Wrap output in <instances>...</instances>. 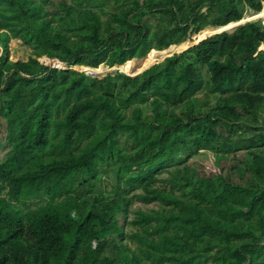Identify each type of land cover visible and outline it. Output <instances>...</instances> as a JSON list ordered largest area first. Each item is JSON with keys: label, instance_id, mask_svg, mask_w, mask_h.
I'll return each instance as SVG.
<instances>
[{"label": "trees", "instance_id": "1", "mask_svg": "<svg viewBox=\"0 0 264 264\" xmlns=\"http://www.w3.org/2000/svg\"><path fill=\"white\" fill-rule=\"evenodd\" d=\"M68 1L0 0V264H264V1Z\"/></svg>", "mask_w": 264, "mask_h": 264}, {"label": "rangeland", "instance_id": "2", "mask_svg": "<svg viewBox=\"0 0 264 264\" xmlns=\"http://www.w3.org/2000/svg\"><path fill=\"white\" fill-rule=\"evenodd\" d=\"M65 2H69V1L65 0ZM257 15L258 14L254 15L253 13L244 14L243 18H241L243 21H239V22H237V24L233 25L232 27H230L228 29H223V30L230 32L237 25L243 24V23L250 21V20H258L259 19V20H262L264 23V16L255 17ZM220 31H222V30H216L215 29V31H211L210 35H208V36H211L217 32H220ZM14 41L19 43V41H17V40H14ZM189 41H192V40H189ZM192 45H194V43L186 45L182 50H184L187 46H192ZM0 48H1V46H0ZM182 50H180V51H182ZM152 52H153V50H152ZM152 52H151V56H152ZM173 52H175V51L173 50V51L169 52L168 55L173 53ZM1 56H3V55H1ZM163 57L164 56L159 57L158 60H156V61L162 60ZM10 58H12V57H10ZM13 59H22V58L13 57ZM36 61H39L40 63L48 65V66L49 65L55 66V64L52 63L53 60L48 59L46 57H37L35 59V62ZM101 65L102 66H100V68L94 69V70L89 69V68H78V66H69V65L67 66L66 69L74 70L75 72H72L74 74L75 73H82L80 71L86 69V71H87V73L85 72L86 75L96 77V78H101L107 74L115 73V71L123 72L122 70L124 69V64L123 65L122 64L115 65V66H113V68H111V66L106 65V63H103ZM55 68H58V66H55ZM134 70H135V68H132L131 73H126V72H124V73L129 74L130 76H133L134 74L137 73V72H134ZM0 130L2 131V133H4V128H0ZM84 142L85 141H81V144H83ZM7 148H8L7 146L2 148V153H1L2 157L5 156V153L8 150ZM245 156L246 155L243 151L237 152L236 155H234V154L217 155V154H214V153L207 151V150H200L197 153V155L188 159L187 162L192 163L194 165V167H196L198 169V171L201 174H203L204 176L214 177L216 175L222 174L225 178L229 179L230 181H232L234 183H244V181H246L252 175L251 172L248 171V166L246 164ZM164 176H166L165 172H162L159 175L160 178H162ZM161 183H163V181L161 179H159L157 184L159 185ZM108 184H109V181L106 179H104L102 182H96L94 185L95 191H104V190L108 189V187H109ZM4 191L5 190L3 189L1 191V194H3ZM33 206L34 205H31L29 207H33ZM138 207H141L142 209L146 210V209H150V208H157V205L155 203L144 204L138 200L134 201L130 210H129L128 220L133 218V216H134L133 210H135ZM255 229L256 230L258 229V227L256 225H255ZM129 230H130V227L127 228V232H129ZM125 242H128L132 247L134 246V241H130L128 237L125 238Z\"/></svg>", "mask_w": 264, "mask_h": 264}, {"label": "bare ground", "instance_id": "3", "mask_svg": "<svg viewBox=\"0 0 264 264\" xmlns=\"http://www.w3.org/2000/svg\"><path fill=\"white\" fill-rule=\"evenodd\" d=\"M204 38V37H203ZM202 38H198V40H201ZM196 42H194V44H195ZM188 47V46H187ZM149 62V61H148ZM148 62H146L145 63V65L143 66V68H141L140 70H137V71H135V72H140V71H142L143 69H145V68H148V66H150L151 64H149ZM122 64H124V69L122 70L123 72H125V62L124 63H122ZM100 66H102V65H99V68H100ZM78 68H89V66H78ZM89 69H93V68H89ZM63 70H71V69H63ZM94 70V69H93ZM120 70V69H119ZM80 72H86L87 73V71H86V69H84V70H81Z\"/></svg>", "mask_w": 264, "mask_h": 264}, {"label": "water", "instance_id": "4", "mask_svg": "<svg viewBox=\"0 0 264 264\" xmlns=\"http://www.w3.org/2000/svg\"><path fill=\"white\" fill-rule=\"evenodd\" d=\"M263 1H264V0H263ZM239 21H243V20L241 19V20H239ZM239 21H238V22H239ZM222 31H223V30H222ZM217 33H218V32H217ZM199 42H200V41H199ZM199 42H197V43H199ZM197 43H195V44H197ZM167 55H168V54H167ZM167 55H165L164 57H166ZM164 57H163V58H164ZM51 60H53V59H51ZM56 60H57V59H56ZM53 65H54V64H53ZM118 65H119V64H118ZM49 66H51V68H55V66H52V65H49ZM57 69H60V68H57ZM61 70H63V69H61ZM140 72H141V71H140ZM82 73H83V72H82ZM84 73H85V72H84ZM137 73H139V72H137ZM137 73H136V74H137ZM136 74H134V75H136ZM134 75H133V76H134Z\"/></svg>", "mask_w": 264, "mask_h": 264}, {"label": "built area", "instance_id": "5", "mask_svg": "<svg viewBox=\"0 0 264 264\" xmlns=\"http://www.w3.org/2000/svg\"><path fill=\"white\" fill-rule=\"evenodd\" d=\"M57 69V68H56Z\"/></svg>", "mask_w": 264, "mask_h": 264}]
</instances>
